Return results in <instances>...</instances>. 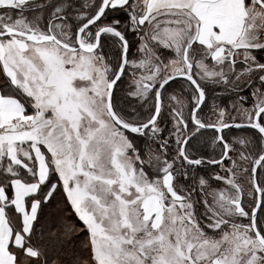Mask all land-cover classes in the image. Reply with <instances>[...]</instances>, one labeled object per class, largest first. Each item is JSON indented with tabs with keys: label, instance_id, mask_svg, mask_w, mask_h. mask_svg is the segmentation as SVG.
<instances>
[{
	"label": "snow or ice",
	"instance_id": "6c2138e0",
	"mask_svg": "<svg viewBox=\"0 0 264 264\" xmlns=\"http://www.w3.org/2000/svg\"><path fill=\"white\" fill-rule=\"evenodd\" d=\"M0 264H264V0H0Z\"/></svg>",
	"mask_w": 264,
	"mask_h": 264
}]
</instances>
